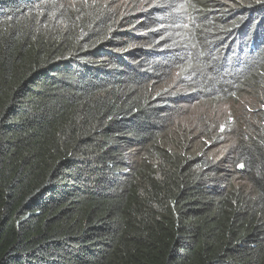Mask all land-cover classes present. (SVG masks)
<instances>
[{
	"label": "trees",
	"instance_id": "trees-1",
	"mask_svg": "<svg viewBox=\"0 0 264 264\" xmlns=\"http://www.w3.org/2000/svg\"><path fill=\"white\" fill-rule=\"evenodd\" d=\"M122 9L0 0V264H264V0ZM243 96L220 169L174 119Z\"/></svg>",
	"mask_w": 264,
	"mask_h": 264
},
{
	"label": "rangeland",
	"instance_id": "rangeland-1",
	"mask_svg": "<svg viewBox=\"0 0 264 264\" xmlns=\"http://www.w3.org/2000/svg\"><path fill=\"white\" fill-rule=\"evenodd\" d=\"M116 7H122V15H130L125 6L130 0H111ZM142 10L140 7L139 11ZM136 12L133 13V15ZM247 98L237 97L230 101L227 105L210 104L209 107H204L201 104H194L191 106H184L180 109L178 115L174 119V124L184 130H189L191 133L195 132L193 128H204L205 122L209 124L208 129L200 132V137L204 145L209 148L207 158L211 164L225 169L232 161L233 151L236 144L234 131H229L236 122V116H229L235 114L238 109L245 105ZM216 104V103H215ZM252 113V110H250ZM249 113V114H251Z\"/></svg>",
	"mask_w": 264,
	"mask_h": 264
},
{
	"label": "clouds",
	"instance_id": "clouds-1",
	"mask_svg": "<svg viewBox=\"0 0 264 264\" xmlns=\"http://www.w3.org/2000/svg\"><path fill=\"white\" fill-rule=\"evenodd\" d=\"M175 78H176V75H175ZM246 98H247L246 104L243 105V106H241L235 114L230 115L228 113V117L229 116H236V122L231 127V129L229 130L231 132L234 131V134H236V133L240 134L242 132L241 127H238V126L241 124V121L243 119H244V121H247L248 118H250L251 115H254L255 114L254 110L256 109V106H251L250 99L248 97H246ZM228 103H229V101L226 98H219V104L227 105ZM192 105H194V104H192ZM184 106H191V105H186L185 104V105H182L181 108L184 107ZM247 107H248V110H247V112H245V108H247ZM250 110H252V113H251ZM249 113H251V114H249ZM204 126L208 129L209 124L207 122H205ZM200 129L201 128H199V129L198 128H193V130L195 131L193 133H191L189 130L188 131H189L190 135L194 136V138H193V150L196 151L197 153H201V154L206 155L207 152L209 151V148H207L204 145V143L202 141V137L200 138V135H201L200 132H202ZM198 130H200V132H198ZM235 138H236V143H237L238 142V137H235ZM235 146H236V144H235ZM233 159L234 158H232V161L229 163V165L227 166V168L229 166H231V163L233 162ZM227 168H225V169H227Z\"/></svg>",
	"mask_w": 264,
	"mask_h": 264
},
{
	"label": "snow or ice",
	"instance_id": "snow-or-ice-1",
	"mask_svg": "<svg viewBox=\"0 0 264 264\" xmlns=\"http://www.w3.org/2000/svg\"><path fill=\"white\" fill-rule=\"evenodd\" d=\"M244 165H238V167H243Z\"/></svg>",
	"mask_w": 264,
	"mask_h": 264
},
{
	"label": "bare ground",
	"instance_id": "bare-ground-1",
	"mask_svg": "<svg viewBox=\"0 0 264 264\" xmlns=\"http://www.w3.org/2000/svg\"><path fill=\"white\" fill-rule=\"evenodd\" d=\"M223 205V204H222ZM225 214V213H224ZM229 231V230H228ZM213 234V233H212Z\"/></svg>",
	"mask_w": 264,
	"mask_h": 264
}]
</instances>
